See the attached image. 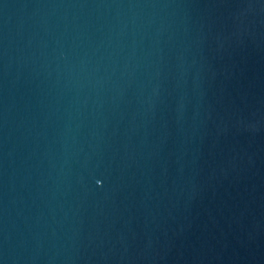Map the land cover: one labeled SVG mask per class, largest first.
<instances>
[{
  "label": "water",
  "instance_id": "1",
  "mask_svg": "<svg viewBox=\"0 0 264 264\" xmlns=\"http://www.w3.org/2000/svg\"><path fill=\"white\" fill-rule=\"evenodd\" d=\"M0 264H264V0H0Z\"/></svg>",
  "mask_w": 264,
  "mask_h": 264
}]
</instances>
